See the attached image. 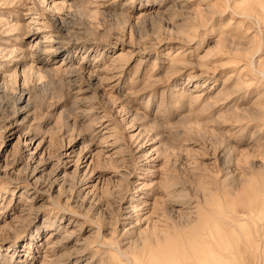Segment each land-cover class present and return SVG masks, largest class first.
I'll use <instances>...</instances> for the list:
<instances>
[{
	"label": "rangeland",
	"instance_id": "rangeland-1",
	"mask_svg": "<svg viewBox=\"0 0 264 264\" xmlns=\"http://www.w3.org/2000/svg\"><path fill=\"white\" fill-rule=\"evenodd\" d=\"M0 84V264H264V0H0Z\"/></svg>",
	"mask_w": 264,
	"mask_h": 264
},
{
	"label": "bare ground",
	"instance_id": "bare-ground-1",
	"mask_svg": "<svg viewBox=\"0 0 264 264\" xmlns=\"http://www.w3.org/2000/svg\"><path fill=\"white\" fill-rule=\"evenodd\" d=\"M0 86L2 87V85H1V84H0ZM27 102H28L27 104L29 105V101H27ZM35 169H36V168H35ZM35 171H36V170H35Z\"/></svg>",
	"mask_w": 264,
	"mask_h": 264
}]
</instances>
